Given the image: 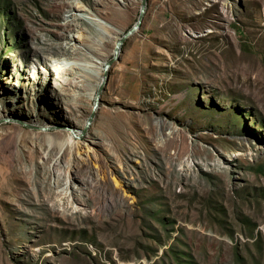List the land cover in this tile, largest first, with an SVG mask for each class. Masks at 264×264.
Instances as JSON below:
<instances>
[{"label": "rangeland", "instance_id": "obj_1", "mask_svg": "<svg viewBox=\"0 0 264 264\" xmlns=\"http://www.w3.org/2000/svg\"><path fill=\"white\" fill-rule=\"evenodd\" d=\"M140 6L0 0V264H264V0Z\"/></svg>", "mask_w": 264, "mask_h": 264}, {"label": "water", "instance_id": "obj_2", "mask_svg": "<svg viewBox=\"0 0 264 264\" xmlns=\"http://www.w3.org/2000/svg\"><path fill=\"white\" fill-rule=\"evenodd\" d=\"M146 6H147V0H141V6H140V14H139V17L137 19V21L134 23V25L128 29L127 32H125L119 39V41L116 43V47H115V55L117 56L119 54V51H120V48H121V45L122 43L131 35L133 34L134 32H136L138 30V28L141 26L142 24V21L144 19V15H145V10H146ZM105 82H106V79L103 78L102 82L100 83V86H99V89H98V93H97V97H96V100H95V107H98V101H99V98H100V93L102 91V88L104 87L105 85ZM95 113H96V108H94V110H92V113L90 114L87 122H86V127L92 122V120L94 119V116H95Z\"/></svg>", "mask_w": 264, "mask_h": 264}, {"label": "bare ground", "instance_id": "obj_3", "mask_svg": "<svg viewBox=\"0 0 264 264\" xmlns=\"http://www.w3.org/2000/svg\"><path fill=\"white\" fill-rule=\"evenodd\" d=\"M93 18H94V20L96 21V24H97V25L99 26V28L101 29V32H102L103 34H106V33L108 32V29H107V27H106L105 22H103L102 20H100L99 17H93ZM120 37H121V36H119V37L116 38V40H115V47H116V43L119 41ZM103 38H104V37H102V36L97 37L98 45H100V44L103 42ZM82 50H83V55H82V56H83L84 59L87 60V57H89V55H90V51L88 50L87 47L82 48ZM115 52H116V50L114 49V53H115ZM103 64H104V63H103ZM103 64H102V65H103ZM74 65H75V64H74ZM75 66H77L78 68H82L83 71H85V72H87L88 70H92V68H91L92 65H91L90 62H85V63H83V64H76ZM102 69H103V68H102ZM104 69H105V68H104ZM106 70H107V69H106ZM103 78H104V77H101L99 83L102 82ZM95 99H96V96H95ZM92 108H93V110H94V108H96V110L98 109V107H95V102H94ZM73 131H75V130H73ZM75 132L77 133L76 135H78L79 131H75ZM72 133H73V132H72ZM73 134H74V133H73ZM70 135H71V134H70Z\"/></svg>", "mask_w": 264, "mask_h": 264}]
</instances>
